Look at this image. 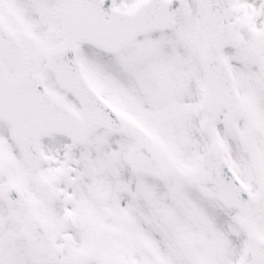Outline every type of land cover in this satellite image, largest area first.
Returning <instances> with one entry per match:
<instances>
[{
  "label": "snow or ice",
  "instance_id": "snow-or-ice-1",
  "mask_svg": "<svg viewBox=\"0 0 264 264\" xmlns=\"http://www.w3.org/2000/svg\"><path fill=\"white\" fill-rule=\"evenodd\" d=\"M0 264H264V0H0Z\"/></svg>",
  "mask_w": 264,
  "mask_h": 264
}]
</instances>
